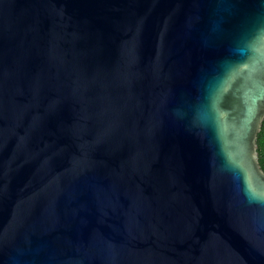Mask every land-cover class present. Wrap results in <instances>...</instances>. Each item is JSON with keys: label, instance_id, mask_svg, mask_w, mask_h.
<instances>
[{"label": "water", "instance_id": "1", "mask_svg": "<svg viewBox=\"0 0 264 264\" xmlns=\"http://www.w3.org/2000/svg\"><path fill=\"white\" fill-rule=\"evenodd\" d=\"M264 0H0V264H264Z\"/></svg>", "mask_w": 264, "mask_h": 264}, {"label": "trees", "instance_id": "2", "mask_svg": "<svg viewBox=\"0 0 264 264\" xmlns=\"http://www.w3.org/2000/svg\"><path fill=\"white\" fill-rule=\"evenodd\" d=\"M258 144H259V148H258L259 159H260L262 168L264 169V125H263L261 132L259 133Z\"/></svg>", "mask_w": 264, "mask_h": 264}]
</instances>
